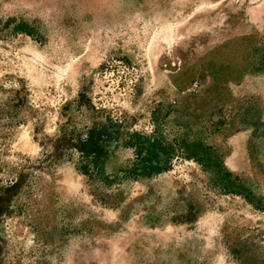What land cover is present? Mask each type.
<instances>
[{
	"label": "rangeland",
	"instance_id": "rangeland-1",
	"mask_svg": "<svg viewBox=\"0 0 264 264\" xmlns=\"http://www.w3.org/2000/svg\"><path fill=\"white\" fill-rule=\"evenodd\" d=\"M0 264H264V0H0Z\"/></svg>",
	"mask_w": 264,
	"mask_h": 264
}]
</instances>
